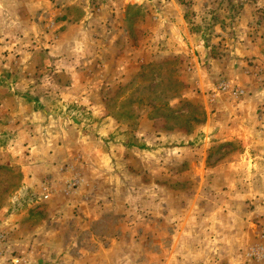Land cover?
Wrapping results in <instances>:
<instances>
[{"label": "rangeland", "instance_id": "obj_1", "mask_svg": "<svg viewBox=\"0 0 264 264\" xmlns=\"http://www.w3.org/2000/svg\"><path fill=\"white\" fill-rule=\"evenodd\" d=\"M0 264H264V0H0Z\"/></svg>", "mask_w": 264, "mask_h": 264}, {"label": "crops", "instance_id": "obj_2", "mask_svg": "<svg viewBox=\"0 0 264 264\" xmlns=\"http://www.w3.org/2000/svg\"><path fill=\"white\" fill-rule=\"evenodd\" d=\"M60 42L63 44V38L62 39H60ZM47 166V167H46ZM39 165V166H37L36 168L40 171V170H44V169H46V168H48V166L49 165ZM28 170H30L31 169V167H28L27 168ZM92 169V168H91Z\"/></svg>", "mask_w": 264, "mask_h": 264}]
</instances>
